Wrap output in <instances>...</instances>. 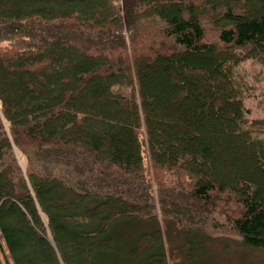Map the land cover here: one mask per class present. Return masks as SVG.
Listing matches in <instances>:
<instances>
[{
	"label": "trees",
	"instance_id": "obj_1",
	"mask_svg": "<svg viewBox=\"0 0 264 264\" xmlns=\"http://www.w3.org/2000/svg\"><path fill=\"white\" fill-rule=\"evenodd\" d=\"M119 1L0 0V231L14 264H35L18 256L30 241L42 264H200L219 234L264 249V139L234 77L264 62V0ZM214 134L247 154L227 175ZM51 185L69 192L54 213ZM17 213L22 226L6 224ZM46 227L73 245L62 261Z\"/></svg>",
	"mask_w": 264,
	"mask_h": 264
},
{
	"label": "rangeland",
	"instance_id": "obj_2",
	"mask_svg": "<svg viewBox=\"0 0 264 264\" xmlns=\"http://www.w3.org/2000/svg\"><path fill=\"white\" fill-rule=\"evenodd\" d=\"M119 3L124 5V0H120ZM202 3L203 2L198 3V5L202 8L200 9V7H198V11L200 10L199 13L203 12L202 14L208 13L209 15L212 11L210 10V8L204 9L202 7ZM213 39L215 38L212 35H209L206 41L208 42L209 40ZM9 69L10 71L12 70L11 68ZM63 70L64 69L57 66L56 72L50 69L48 70V72H46V75L51 76L55 75V73L60 74ZM31 75L35 74L32 73ZM24 76L27 75L23 74V77ZM234 77L239 80V85L243 90V99L248 109V114L246 116L247 125L253 130L256 136L264 139V62L250 58L245 59L235 68ZM10 80L13 84L10 85V91H18L19 87L16 88L15 84L17 82V76L11 74ZM32 88L31 90H33ZM107 124V120H99L97 119V117H94V124L90 129H92L94 132L102 133L105 131ZM176 135V139H173V141L179 139V136H182L181 134ZM214 135L213 137H216L217 140H215V147L218 150L216 151V154L217 158L219 159L218 165L216 166L218 167V170L226 173L227 175L230 170H233V168L237 167L238 163L236 162V160H244V155L247 154L245 153V150L237 143L228 144L227 138L226 136H224V134H221L220 136L217 134L215 136ZM206 136L210 137V133ZM17 156L22 168L25 170V157L19 152H17ZM168 184L170 183H167L165 185L169 187ZM51 188L53 189L54 193L52 194V198H50L48 201H45V204L47 205V208L54 213V206H58L60 203H63L65 200L64 196L68 195L69 192L61 189L56 185H51ZM7 199L8 196L4 198V201ZM41 216L42 220L46 222V218L43 213L41 214ZM20 217V214L17 213L14 217L8 219V221L6 219L5 222L9 226L20 227L22 226ZM28 218L29 224H32L31 226H34L33 228H37L36 224L33 222L32 216H29ZM45 232H47L48 236L46 234L44 235L47 237L51 244L50 254L54 256L53 252L55 251L56 257L61 260L62 257L60 255V252L62 253L70 251V248L73 246L71 241L63 239L62 237L54 240L50 235L48 227H46ZM181 243H183V241L181 240L180 236L174 235L173 237L169 238L167 247L173 248L180 245ZM206 245L208 247L209 253L202 259L200 264H264V249L246 247L242 245V241L240 240V238L238 243L233 242L232 239L228 236H221V234H219L218 236L212 237L210 240H208ZM18 256L22 258L23 261L27 259H34L35 264H42L39 259V247L37 246L36 242H26L23 249L18 252ZM0 259L3 264H14L1 231ZM83 263L90 264V261L86 256H83Z\"/></svg>",
	"mask_w": 264,
	"mask_h": 264
}]
</instances>
